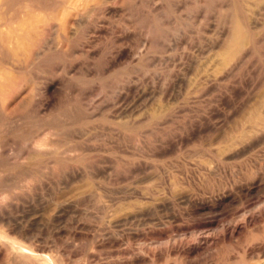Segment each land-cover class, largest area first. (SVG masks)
Instances as JSON below:
<instances>
[{"label":"rangeland","instance_id":"374dc122","mask_svg":"<svg viewBox=\"0 0 264 264\" xmlns=\"http://www.w3.org/2000/svg\"><path fill=\"white\" fill-rule=\"evenodd\" d=\"M7 1L0 24L43 20L27 56L0 43V207L29 243L67 264H264V126L240 138L264 0ZM239 18L255 37L226 69Z\"/></svg>","mask_w":264,"mask_h":264},{"label":"bare ground","instance_id":"6f19581e","mask_svg":"<svg viewBox=\"0 0 264 264\" xmlns=\"http://www.w3.org/2000/svg\"><path fill=\"white\" fill-rule=\"evenodd\" d=\"M2 1H3V4H4L5 1H7V0H0V3ZM64 1L66 2V0H64ZM73 1L75 3V0H73ZM80 1L77 0L76 2H79L78 4H80ZM86 1H88V0H86ZM10 2H11V0L9 1V3ZM68 2H71V0L70 1L68 0ZM82 3L83 4H80L79 6L84 5V0H82ZM67 4H70V3H64V5H67ZM7 5H8V3H7ZM64 5H63V7L66 8V6H64ZM75 5H77V3L74 4L73 6H75ZM70 7H67V8L70 9ZM1 8H4L5 9V7L0 6V11L4 10V9L1 10ZM74 8L77 9V6L74 7ZM78 8H80V7H78ZM33 9H35V7L32 6L29 9L31 11L30 12L28 11L29 14H27V15H31V17H32L31 21L30 20L28 21L27 20L28 18H27L26 19L27 21L23 20L24 21L23 23L19 22L21 24H19L18 26H17V23L16 24L14 23V25H16L17 27H15L14 25H12L13 27H11V25L9 27L8 25L10 24V22L11 23L18 22L17 20L12 21L13 19H15L14 18L15 15H14L13 16V19L11 17L12 20L9 22L8 25H7V23H8L7 21H5L6 23L0 24V43L1 44H4V45L5 44H9L8 47H10L12 53L15 54V55L16 54L18 55V53L20 51L24 50V52H26L27 54L24 53V52L23 53L26 54V56H27L28 55V52L30 50L29 47L32 46L31 45L32 40L34 41L35 36L38 35V33H39V30H40V29L38 30V28H39L38 26L39 25H37V27H38L37 28L36 27V24H37L36 22H39L38 24H40V22L43 21V20H40V16H39L38 17L39 19L37 18L35 20V22H34V20H33V16L34 15L31 12L32 11L33 12L36 11L37 8L35 10H33ZM70 10H73V9H70ZM79 10L80 9H78L77 11H79ZM64 11H66V10H64ZM74 11L75 10H73L71 12H74ZM66 12H69V11H66ZM34 14H35V12H34ZM64 14H65V12H64ZM67 15H69V14L67 13ZM67 15L65 17H63V18H66ZM68 18L69 17H67L65 19L66 22L68 21L67 20ZM62 23H65L63 21V19H62ZM66 25H67V23H65V26ZM61 27L63 28L64 26H61ZM64 29H65V27H64ZM248 30L249 29H247L244 19L243 18L237 19V23L234 26V31L231 34L229 43H228L227 48H226L225 53H224V60H223V65L222 66H224L225 68L227 66L229 67V65L231 66V63H233L234 60L236 61L235 58H238V56L240 54L242 55V53L244 51H247L246 50L247 46L251 42H253L255 36H253L252 34H250L251 32H248ZM24 40L25 41H28V43L27 42H24ZM33 45H34V43H33ZM31 48H33V47H31ZM0 51H2V48H1ZM2 61H4V60H2ZM250 109L252 111V115L249 114L252 117L249 120V122L251 123V125H250V127L247 130H245L241 134V136H240L241 139H247L248 137L251 136V134L256 133L257 131H259L262 128V126H264V100H260L258 102H255V104ZM236 143L237 142H235V144ZM139 198L145 199L144 196H139ZM134 213L135 212L131 211V212L127 213L126 216H130V215H132ZM9 215L10 214H8V212L6 211V208H4V207L1 206L0 207V261H4L6 263H13V264H67L65 262V260L58 259L54 255H51L49 257L48 256H44L45 253H44V251H43L42 248H38L37 249L33 243L32 244L29 243V241L31 240L30 238H32L31 235L28 232L29 230L26 231L25 229H22L21 227H19L17 225H13L12 219L14 217L10 218ZM251 219H252V217H251ZM2 225H4V226L7 225L8 227L4 228V227H2ZM109 242L114 243L115 240L114 239H111ZM255 243H251L250 242V244H251L250 245L251 248L249 246L250 251L251 252H255V251H258L259 252L260 251V253H264V245H263V243H260V244H255ZM187 252H189V251H187ZM263 256H264V254H263Z\"/></svg>","mask_w":264,"mask_h":264}]
</instances>
